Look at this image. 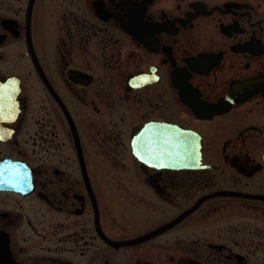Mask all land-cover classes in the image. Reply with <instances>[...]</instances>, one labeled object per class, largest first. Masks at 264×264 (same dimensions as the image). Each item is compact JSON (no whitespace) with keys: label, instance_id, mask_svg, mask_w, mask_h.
Returning a JSON list of instances; mask_svg holds the SVG:
<instances>
[{"label":"flooded vegetation","instance_id":"af4514ba","mask_svg":"<svg viewBox=\"0 0 264 264\" xmlns=\"http://www.w3.org/2000/svg\"><path fill=\"white\" fill-rule=\"evenodd\" d=\"M0 264H264V0H0Z\"/></svg>","mask_w":264,"mask_h":264},{"label":"water","instance_id":"95a60500","mask_svg":"<svg viewBox=\"0 0 264 264\" xmlns=\"http://www.w3.org/2000/svg\"><path fill=\"white\" fill-rule=\"evenodd\" d=\"M164 130H170V131H173L175 129H171L169 127H164ZM167 133V131H165ZM181 140L183 139L184 137V133H181ZM173 137V136H172ZM171 137V138H172ZM165 138H168V136L166 135ZM178 138V137H176ZM183 146H171L169 149L167 147L164 148V158L165 161L167 160H170V161H174L176 160V157H175V153L176 151L178 152L179 151V154H183L184 150H183ZM136 156L141 159V155H142V152L140 151H136L135 152ZM178 154V155H179ZM30 182H31V176H30V173H29V170L28 168L26 167V165L22 164L21 167H20V187H21V192L22 193H26L27 191H30ZM175 223H172L170 225H168L167 227H165V229L173 226Z\"/></svg>","mask_w":264,"mask_h":264}]
</instances>
